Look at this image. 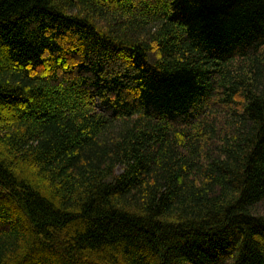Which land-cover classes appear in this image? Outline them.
<instances>
[{"label": "trees", "instance_id": "trees-1", "mask_svg": "<svg viewBox=\"0 0 264 264\" xmlns=\"http://www.w3.org/2000/svg\"><path fill=\"white\" fill-rule=\"evenodd\" d=\"M0 264H264V0H0Z\"/></svg>", "mask_w": 264, "mask_h": 264}]
</instances>
